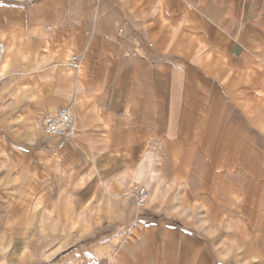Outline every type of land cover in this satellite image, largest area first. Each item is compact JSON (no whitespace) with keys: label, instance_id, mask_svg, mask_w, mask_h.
I'll return each mask as SVG.
<instances>
[{"label":"crops","instance_id":"0c3cea01","mask_svg":"<svg viewBox=\"0 0 264 264\" xmlns=\"http://www.w3.org/2000/svg\"><path fill=\"white\" fill-rule=\"evenodd\" d=\"M0 43L20 71L0 72V264L200 262L204 241L142 217L134 187L160 214L175 151L247 124L264 0H0ZM64 106L77 135L60 147L43 118Z\"/></svg>","mask_w":264,"mask_h":264},{"label":"rangeland","instance_id":"374dc122","mask_svg":"<svg viewBox=\"0 0 264 264\" xmlns=\"http://www.w3.org/2000/svg\"><path fill=\"white\" fill-rule=\"evenodd\" d=\"M22 57L29 60L27 54ZM0 72L15 78L20 73L4 66ZM24 72L35 79L44 73ZM260 91L255 92L247 124L245 110L239 111L233 133H203L190 150L175 151L165 181L173 199L160 214H152L148 203L137 207L145 212L142 217L170 221L202 239L205 256L198 263L264 264V94Z\"/></svg>","mask_w":264,"mask_h":264},{"label":"built area","instance_id":"2783aa9c","mask_svg":"<svg viewBox=\"0 0 264 264\" xmlns=\"http://www.w3.org/2000/svg\"><path fill=\"white\" fill-rule=\"evenodd\" d=\"M3 44L0 43V65L3 55ZM78 66L77 62L72 63ZM43 130L47 136L60 140L59 146L63 147L66 142L74 140L77 135V120L71 106H64L54 113H46L43 118ZM136 205L139 208H145L150 192L145 185H137L134 187Z\"/></svg>","mask_w":264,"mask_h":264}]
</instances>
